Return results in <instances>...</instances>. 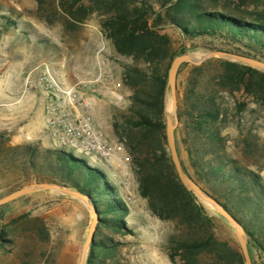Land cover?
<instances>
[{
	"label": "trees",
	"instance_id": "16d2710c",
	"mask_svg": "<svg viewBox=\"0 0 264 264\" xmlns=\"http://www.w3.org/2000/svg\"><path fill=\"white\" fill-rule=\"evenodd\" d=\"M87 1L88 5L81 0L60 3L73 24L82 23L93 13L103 15L101 28L115 53L133 62L121 73L122 83L131 93L130 105L126 113L113 118L112 130L126 150L138 196L146 201L148 213L175 226L168 241L169 261L245 264L239 246L216 236V218L179 181L167 149L164 107L169 66L185 51L202 47L264 62V0ZM166 28L174 30L177 38L163 32ZM209 66H214L215 72L205 79ZM182 67L189 68L185 88L181 95L177 92L175 139L182 169L241 224L252 264H256L252 249L264 262V181L226 153L222 134L229 124L222 109L223 96L236 98L239 94L248 103L264 108V73L221 59ZM248 103L236 99V112H242ZM177 144L186 154L187 166ZM7 168L28 170L37 179L88 196L96 208L98 224L85 264H122L117 243L102 231L132 234L126 223L129 209L100 169L63 149L12 146L6 134L0 133V172ZM25 217L22 214L12 223ZM27 228L38 238L49 240L39 218ZM3 234L0 228V238Z\"/></svg>",
	"mask_w": 264,
	"mask_h": 264
},
{
	"label": "rangeland",
	"instance_id": "374dc122",
	"mask_svg": "<svg viewBox=\"0 0 264 264\" xmlns=\"http://www.w3.org/2000/svg\"><path fill=\"white\" fill-rule=\"evenodd\" d=\"M81 1L88 5L87 0ZM103 20V15L93 13L82 23L73 24L60 0H0V85L4 88L10 83L17 90V103L22 102L26 96L27 74L32 70L34 74L39 73L42 64H46L65 85L89 82L81 89L95 99L96 115L109 121L108 134L117 142L112 121L114 117L127 112L131 94L122 83L121 73L124 66H131L133 62L115 53L112 42L101 28ZM163 32L177 38L172 29L166 28ZM100 50L110 75L109 81L103 83L95 82ZM206 51L209 50L199 47L187 52L198 54ZM188 70V67H182L177 75V92L180 95L186 85ZM214 70V66H209L204 78H208ZM32 88L34 90L35 85ZM117 96L122 97L120 102ZM236 99L245 103L249 101L239 94H236V98L227 95L222 98V109L226 110L229 119L228 126L222 132L226 138V153L240 165L254 170L264 181V108L248 103L238 113L234 105ZM19 110L13 121L0 115V133L6 134L12 146L47 148L29 123L32 113ZM177 145L180 157L187 166L186 154L180 144ZM63 150L100 169L126 203L129 209L126 223L132 234L120 236L102 231L103 235L117 243L121 263L171 264L168 241L175 232V226L170 222H161L148 213L146 201L138 196L133 173L129 186L125 187L112 176L114 171H118L117 165L111 167L75 148ZM188 173L193 176L192 170L189 169ZM33 182L48 181L37 179L28 170L7 168L0 172V198ZM202 204L208 214L216 218V236L238 245L231 226L208 205ZM22 214L27 217L12 223ZM35 218H39L47 228L48 241L38 238L34 230H28ZM90 220L91 214L76 199L53 191L30 194L0 206V228L4 231L0 238V264H76ZM250 253L256 264H264L253 249Z\"/></svg>",
	"mask_w": 264,
	"mask_h": 264
},
{
	"label": "built area",
	"instance_id": "2783aa9c",
	"mask_svg": "<svg viewBox=\"0 0 264 264\" xmlns=\"http://www.w3.org/2000/svg\"><path fill=\"white\" fill-rule=\"evenodd\" d=\"M97 56L98 75L95 82L109 81L110 75L101 56ZM42 70L34 74L30 71L25 78V91L35 85L48 100L46 112L49 117L48 131L54 148H75L109 166L117 165L118 171L112 173L120 182L128 187L132 179L130 160L123 147L108 134L110 123L95 113V99L81 89L85 81L72 85L62 84L49 70L46 64ZM122 100L121 96L116 97Z\"/></svg>",
	"mask_w": 264,
	"mask_h": 264
},
{
	"label": "water",
	"instance_id": "95a60500",
	"mask_svg": "<svg viewBox=\"0 0 264 264\" xmlns=\"http://www.w3.org/2000/svg\"><path fill=\"white\" fill-rule=\"evenodd\" d=\"M212 58L236 62L264 73V62L225 51H206L198 54L185 51L184 53L176 56L169 66L167 75V94L165 97L164 107L167 149L171 162L174 166L175 172L181 184L187 191L192 193L199 201L208 205L218 216L222 217L231 226L235 238L238 242L239 248L241 250L245 264H252L247 247L248 239L243 227L228 211H226L222 207V205L216 199H214L207 192L201 189L198 184H196L190 177L186 175V173L182 169L176 148L175 130L179 124L176 85L178 71L183 64L200 66L205 61ZM169 100L171 101L170 112L167 111V105ZM42 191H53L70 196L76 199L91 214V220L87 229V234L81 245L76 263L85 264L87 252L94 238L95 230L98 224V214L96 212V208L91 203V200L88 196L76 191L75 189L64 187L58 183L33 182L20 189H17L16 191L8 195L1 197L0 206H4L21 197Z\"/></svg>",
	"mask_w": 264,
	"mask_h": 264
},
{
	"label": "crops",
	"instance_id": "0c3cea01",
	"mask_svg": "<svg viewBox=\"0 0 264 264\" xmlns=\"http://www.w3.org/2000/svg\"><path fill=\"white\" fill-rule=\"evenodd\" d=\"M60 82L65 85L62 80ZM32 89L28 93L26 92L22 102L17 103V90H14L10 83L6 84L4 88L0 85V115L13 121L17 118V114L20 112L19 109H25L26 112L30 111L32 114L29 123L33 129H36L35 132L38 138L44 142L45 147L54 148L48 131L49 117L46 112L48 100L38 89ZM10 123L12 122L10 121Z\"/></svg>",
	"mask_w": 264,
	"mask_h": 264
},
{
	"label": "bare ground",
	"instance_id": "6f19581e",
	"mask_svg": "<svg viewBox=\"0 0 264 264\" xmlns=\"http://www.w3.org/2000/svg\"><path fill=\"white\" fill-rule=\"evenodd\" d=\"M167 111L170 112L171 111V101L169 100L168 105H167Z\"/></svg>",
	"mask_w": 264,
	"mask_h": 264
}]
</instances>
